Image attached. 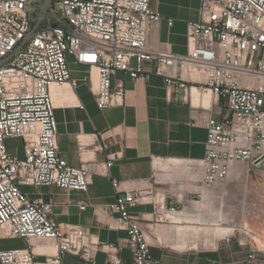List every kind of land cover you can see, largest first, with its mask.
<instances>
[{
    "label": "built area",
    "instance_id": "2783aa9c",
    "mask_svg": "<svg viewBox=\"0 0 264 264\" xmlns=\"http://www.w3.org/2000/svg\"><path fill=\"white\" fill-rule=\"evenodd\" d=\"M30 1L0 0V240L38 239L52 243L54 252L36 263L29 245L0 249V264H63L67 253L96 264L91 260L97 251L106 254L107 264H160L130 212L139 191L119 193L107 205L126 232L112 243L93 238L87 227L55 221L53 202L26 190L85 192L94 174L118 186L108 173L112 161L71 165L59 155L50 85L75 83L71 58L89 73L95 70L101 109L121 102L123 83L112 84L118 71L132 80L158 75L168 88L213 94L225 112L204 118L205 153L198 163L203 183H220L230 163L264 160V0H197L198 16L186 22L185 53L167 43L150 45L163 19L151 0H47L42 10ZM197 75L205 83L193 88L189 82ZM123 248L129 261L120 257Z\"/></svg>",
    "mask_w": 264,
    "mask_h": 264
},
{
    "label": "crops",
    "instance_id": "0c3cea01",
    "mask_svg": "<svg viewBox=\"0 0 264 264\" xmlns=\"http://www.w3.org/2000/svg\"><path fill=\"white\" fill-rule=\"evenodd\" d=\"M189 1L192 6L180 10L175 18L169 16L168 3L151 0V6L163 16L151 33V46L167 43L173 52H186V22L197 18L199 6L197 0ZM165 18H172L173 24L169 26ZM177 34L181 41L174 39ZM68 61L75 83L54 95L58 153L71 165L81 160L112 161L108 173L118 186L94 174L85 192L56 186L26 188L34 197L53 202L55 221L87 227L93 238L116 243L126 237V232L117 227L116 215L108 213L107 205L119 193L139 191L141 199L130 212L141 223L150 254L160 264H264V256L251 247L247 250L235 245L231 237L214 248L204 247L208 241L203 239L204 225L215 228L213 223L224 220L220 199L226 195L229 183L247 171L242 172L238 165H249L264 181L263 160L259 165L232 162L222 182L203 183L198 160L205 153L204 118L224 113L223 101L210 93L191 94L179 86L168 88L158 75L132 80L118 71L112 84L123 83L121 102L101 109L95 103V70L89 73L86 66L75 64L71 58ZM197 83H205L202 75L189 82L193 88ZM5 240H19L21 244L0 249L29 245L36 263L54 252L52 243L38 239H2L0 243ZM120 257L129 261V249L123 248ZM91 261L107 264V256L97 251ZM62 263L91 264L70 253L63 255Z\"/></svg>",
    "mask_w": 264,
    "mask_h": 264
},
{
    "label": "rangeland",
    "instance_id": "374dc122",
    "mask_svg": "<svg viewBox=\"0 0 264 264\" xmlns=\"http://www.w3.org/2000/svg\"><path fill=\"white\" fill-rule=\"evenodd\" d=\"M46 2L47 0H31L29 6L42 10ZM163 2L168 3L169 16L175 18L179 16L180 10L192 6L189 0H163ZM35 13L39 16L38 11ZM174 39L182 40L179 34ZM8 143L18 144V141L12 140ZM238 166L237 168H240L242 172L246 169L247 171L241 178L229 183L226 195L220 199V215L224 220L220 218L219 222L213 223L216 225L215 228L204 225L203 228L206 231L203 233V239L208 240L204 243V247L214 248L223 239L231 237L235 245L247 250L251 247L256 253L264 256V181L250 169L249 165L239 164ZM227 229L230 231L226 232ZM20 244L19 240H5L0 243V246L11 247Z\"/></svg>",
    "mask_w": 264,
    "mask_h": 264
},
{
    "label": "bare ground",
    "instance_id": "6f19581e",
    "mask_svg": "<svg viewBox=\"0 0 264 264\" xmlns=\"http://www.w3.org/2000/svg\"><path fill=\"white\" fill-rule=\"evenodd\" d=\"M70 84L69 83H56V82H54V83H52L51 85H50V90H51V94H52V97H53V104H54V106H55V97H54V95L56 94V92H60V91H62V89L63 88H70ZM68 101H72V99H68ZM69 103V102H68Z\"/></svg>",
    "mask_w": 264,
    "mask_h": 264
}]
</instances>
